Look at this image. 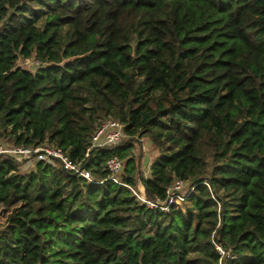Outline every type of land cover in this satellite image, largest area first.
<instances>
[{
  "label": "trees",
  "instance_id": "16d2710c",
  "mask_svg": "<svg viewBox=\"0 0 264 264\" xmlns=\"http://www.w3.org/2000/svg\"><path fill=\"white\" fill-rule=\"evenodd\" d=\"M98 116L127 138L85 158ZM0 138L58 146L96 181L0 154V264H264V0H0ZM176 178L193 189L165 212L126 186L162 201Z\"/></svg>",
  "mask_w": 264,
  "mask_h": 264
},
{
  "label": "built area",
  "instance_id": "2783aa9c",
  "mask_svg": "<svg viewBox=\"0 0 264 264\" xmlns=\"http://www.w3.org/2000/svg\"><path fill=\"white\" fill-rule=\"evenodd\" d=\"M27 60V59H26ZM36 64H39L36 61ZM127 138L124 131V125L117 119L105 118L95 127L91 135L90 147L85 154V158L88 156V152L91 148L109 147L116 145ZM0 154H7L21 166L23 163L35 164L38 161H51L56 159L60 161L63 169L68 172L76 173L77 175L85 178L88 182H96L85 168H82L80 162H73L58 146L50 143L38 144L32 147L24 146H11L6 148L0 141ZM104 168L107 170L108 175L105 180H111L116 184H122L120 179V172L123 168V161L115 156L109 157L105 163ZM149 170V168H148ZM149 173V171H148ZM131 189L135 197L148 207L157 208L161 211H167L170 206H181L191 193L193 186L183 179L176 178L172 184L166 188V198L164 200L151 201L147 199L144 192V187L140 180H138L136 190L126 185ZM142 187V190L140 189ZM215 200V198L213 197ZM216 251L219 253L220 258H235V255L231 250L224 248L221 244L212 241Z\"/></svg>",
  "mask_w": 264,
  "mask_h": 264
},
{
  "label": "rangeland",
  "instance_id": "374dc122",
  "mask_svg": "<svg viewBox=\"0 0 264 264\" xmlns=\"http://www.w3.org/2000/svg\"><path fill=\"white\" fill-rule=\"evenodd\" d=\"M17 64L19 66L25 67L27 69H30L31 71H34L38 64H36V61L33 59H20ZM103 119V116H98L96 119V122L101 121ZM126 139V138H125ZM1 143L6 147L9 148L12 146V144L6 139V138H0ZM133 157L136 163H139V169L142 172L143 176H148V168L150 164L153 162V160L157 157L158 152L157 150L151 145V143L148 142V139L146 137L136 138L135 141H133ZM20 172L25 173L29 169H33L34 164H26L23 163L21 166H18ZM213 167V161L211 158H208L206 161V169L204 170V173L209 175L210 171ZM190 202L188 201L186 205H189ZM8 211H5L3 209H0V225H2L6 219ZM194 249L192 250L191 254H194Z\"/></svg>",
  "mask_w": 264,
  "mask_h": 264
},
{
  "label": "water",
  "instance_id": "95a60500",
  "mask_svg": "<svg viewBox=\"0 0 264 264\" xmlns=\"http://www.w3.org/2000/svg\"><path fill=\"white\" fill-rule=\"evenodd\" d=\"M82 168H84V165L82 166ZM74 175H77L76 173H74ZM145 191V190H144Z\"/></svg>",
  "mask_w": 264,
  "mask_h": 264
},
{
  "label": "bare ground",
  "instance_id": "6f19581e",
  "mask_svg": "<svg viewBox=\"0 0 264 264\" xmlns=\"http://www.w3.org/2000/svg\"><path fill=\"white\" fill-rule=\"evenodd\" d=\"M140 189L142 190V187L140 186Z\"/></svg>",
  "mask_w": 264,
  "mask_h": 264
}]
</instances>
